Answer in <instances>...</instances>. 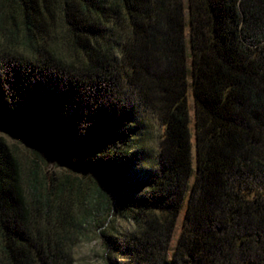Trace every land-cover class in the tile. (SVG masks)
I'll return each mask as SVG.
<instances>
[{
  "label": "trees",
  "instance_id": "trees-1",
  "mask_svg": "<svg viewBox=\"0 0 264 264\" xmlns=\"http://www.w3.org/2000/svg\"><path fill=\"white\" fill-rule=\"evenodd\" d=\"M129 95L163 127L134 172ZM0 129L32 152L0 135V264H76L80 205L130 264H264V0H0Z\"/></svg>",
  "mask_w": 264,
  "mask_h": 264
},
{
  "label": "rangeland",
  "instance_id": "rangeland-1",
  "mask_svg": "<svg viewBox=\"0 0 264 264\" xmlns=\"http://www.w3.org/2000/svg\"><path fill=\"white\" fill-rule=\"evenodd\" d=\"M130 105L133 107L132 119L136 125V135L131 141V151H138L139 155L137 162L131 166V172L142 169L146 165L155 166V153L158 148L159 134L162 131V124L159 119L148 109H145L143 104L136 99V96L128 97ZM188 103L190 107V128H191V140L194 142V111H193V99L192 93L189 90ZM117 106V112L120 110ZM0 135L4 137L7 143L12 147L14 152L20 157L24 164L25 169L31 167L30 160L32 159L31 148L26 142L11 132L8 129H0ZM193 154V166L195 167V149L192 148ZM137 156V155H136ZM63 166L57 161L50 160L48 162H42L41 170L43 173L51 174V172H62ZM195 172L190 177V184L194 181ZM187 197L184 199L180 213L178 214L173 233L170 240V246L173 247L176 243L178 235L180 233L184 210L186 208ZM87 207L80 205L75 207V212L79 217L86 214L85 226L80 233H78L73 246V255L76 264H130V257L126 246V238L133 225L129 220L123 218L113 219L109 223V227H112L116 236L115 242L105 243L104 237L97 233L98 220L97 218L90 217ZM111 230V231H112ZM107 253L111 258H107Z\"/></svg>",
  "mask_w": 264,
  "mask_h": 264
}]
</instances>
